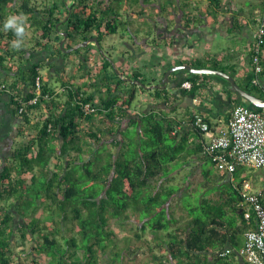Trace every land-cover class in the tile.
Wrapping results in <instances>:
<instances>
[{
    "label": "trees",
    "instance_id": "trees-1",
    "mask_svg": "<svg viewBox=\"0 0 264 264\" xmlns=\"http://www.w3.org/2000/svg\"><path fill=\"white\" fill-rule=\"evenodd\" d=\"M212 2L224 8L222 0ZM263 4L264 0L258 7ZM129 6L139 12L131 0H0V141L1 129L17 122L16 133L28 136L0 155V264H138L125 261L126 252L117 262L121 246L111 227L112 222L124 224L133 216L142 231L149 226L150 240H159L164 232L166 251L179 259L177 264H195L194 253L217 240L225 213L222 203L202 198L198 208L191 206L190 217L180 220L170 211L169 199L176 189L158 183L172 161L204 156L214 164L203 152L204 136L193 121L202 114H193L190 122L193 144L188 131L177 130L175 117L155 112L131 115L137 91L147 88L135 80L151 81L137 69L126 73V65L113 57L114 43L103 51L107 56L101 52L107 36L124 39L128 20H123V12ZM240 11L233 12L235 27ZM250 12L254 25L256 14ZM208 14L213 22L219 20L215 10ZM12 16L25 28L23 37L30 30L29 41L4 28ZM192 20L188 17L187 25ZM61 30L67 32L63 47ZM92 36L99 43L93 41L100 47L98 58L89 53L90 45L63 50ZM17 40L20 46L14 47ZM119 50L126 59L128 51ZM70 55L74 60L68 66ZM60 56L64 70L45 78L43 67L55 69ZM240 85L264 97L263 86L250 80ZM151 89L154 97L168 98L162 87ZM5 95L10 102L3 111ZM244 166L237 164L233 171L242 173L232 192L240 203V184L249 178ZM136 248L128 252L135 253Z\"/></svg>",
    "mask_w": 264,
    "mask_h": 264
},
{
    "label": "crops",
    "instance_id": "crops-1",
    "mask_svg": "<svg viewBox=\"0 0 264 264\" xmlns=\"http://www.w3.org/2000/svg\"><path fill=\"white\" fill-rule=\"evenodd\" d=\"M165 1L166 0H156L153 3L154 31L152 33L146 31V29L143 28L146 27V25L142 23V21H144L143 18H145V15H147L149 11L147 6L142 5L139 8L134 6V9L139 11L138 13L133 12V7L130 6L127 8V13L123 12V20H128L126 28L130 27V29H132L131 26H135L137 32L145 35V37L139 41L143 43L144 48L141 53H136V55L132 57L135 64L131 62V59L125 60L120 54H117L116 58L119 59V62H121L120 59L123 60L124 65H126L124 66L126 73H130L133 69H137L141 75L151 81L150 84H145L147 87L146 90L137 91L139 105L133 106L132 104L131 115L136 116L155 112L160 116L175 117L178 121L176 125L177 130L182 133L188 131L186 135L189 136V141L193 144L195 136L192 131V124L190 123L193 114L201 113L206 116L213 125L224 126L227 123L233 106L238 103H244V100L241 98L239 100L237 94L229 90L228 84L218 79V77H214L209 73L191 72L187 69H178L170 74V82L163 88L165 92L162 93V95L168 96L167 99L163 98L164 96L159 98L154 97L152 95L153 89L149 86L159 83L164 72L169 67L182 63H189L196 67H213L211 65L215 63L222 67H217L218 69H222L233 75L239 84L248 82L252 76L251 53H249L252 33L247 34L245 26L250 27V19H248V21L245 18L243 10H241L237 15L239 25L238 27L234 26L233 12L237 9L232 0H222V3H224L223 9H219L217 5L212 4V0ZM227 1L231 3L228 4ZM212 10H215L218 14L219 20L217 22H213L208 14V11ZM59 13L63 16L64 10L61 9ZM190 16L193 17L194 20L187 25V18ZM197 17H200V19L198 20ZM132 31L134 32L133 29ZM231 31L248 35V45L244 50L236 49L234 46H228L226 49L208 51L210 48L204 46L203 48L200 44H196L198 39H205L209 42L206 46L212 45L213 43L210 42V40L216 35V32L229 36ZM30 36V30H26V36L21 40L27 42L31 39ZM149 37H152V40H149ZM119 40L122 41V38L119 37ZM80 44L76 43L73 46H78ZM148 45H152L151 49L153 53H147L151 51ZM29 53H31L30 50L27 51V57L30 55ZM151 58H154L153 62H151ZM70 60L72 61L74 58H70ZM49 62L54 63L52 60H49ZM150 63L152 64L151 67ZM53 67L55 69L49 72L51 77L64 70L65 66L63 68V59L61 56L55 59ZM185 80H189L192 83L191 88L182 86V82ZM148 88H150V90ZM9 102V97L5 95L1 103V109H4L3 111L6 109L5 104ZM125 128L122 123L121 129ZM192 159L194 160L193 162L196 163V166L193 168H197V166L200 167L202 162L208 160L204 156L202 159H199L197 156H194ZM158 183L169 185L170 180L167 179L166 182L161 178ZM236 184L231 183L232 192ZM253 185L254 188L262 187L264 185V177L260 176L257 181L254 180ZM176 195L177 193H174L169 199L170 211L180 220L181 218H188V214L186 215L181 212L177 214L179 208L183 211L184 209L180 203H177ZM209 199L217 203H222V210H224L225 213L223 218L220 219L222 221V226L218 228L220 233L216 234L215 239L217 240L205 246L203 251L197 252L196 254L194 253L193 258L196 259L195 264H251L244 256L237 252L244 243L245 231L254 227V218L246 219L242 213L246 209V205L240 203L238 194L226 191H215L209 196ZM172 200H174V202ZM172 227L174 228V225ZM140 229H142L141 226ZM146 233L151 235L148 227L140 232V234ZM161 233L163 234L164 232ZM158 239L159 240L155 239L152 241L150 238L147 239V237L141 235L139 238L141 244H139V246L142 247L136 248L141 260L138 264L179 263L177 257L172 258L170 252L166 251L168 243L163 242L160 238ZM159 241L161 243H158ZM227 248H230L232 251L220 255V253ZM152 255L155 260L152 259Z\"/></svg>",
    "mask_w": 264,
    "mask_h": 264
},
{
    "label": "rangeland",
    "instance_id": "rangeland-1",
    "mask_svg": "<svg viewBox=\"0 0 264 264\" xmlns=\"http://www.w3.org/2000/svg\"><path fill=\"white\" fill-rule=\"evenodd\" d=\"M155 1L156 0H144V1L131 0V4L134 6H137L138 8L141 7L142 5H145L149 8L148 9L149 11L147 12V15H145V18H143L144 21H142V23L146 25L145 27L146 29L151 30L150 31L151 33L154 31V24H153L154 19H153L152 6ZM166 1L172 2L173 0H166ZM232 1H233L235 8L238 11L243 10L245 18L248 20L251 18V15H252L250 11L256 9L258 7V4H261L263 0H232ZM245 31L247 34L251 33L252 31L251 27L245 26ZM124 34H125V37L124 39H122V42L119 40L118 35H110L106 39H104L101 44V46L103 47L101 49L102 50L101 52L102 53L103 51L108 52L107 49H110L109 48L110 43L112 44L114 43V46L116 49L112 51L113 52L112 54L115 60L118 61V58H116V54H120L118 51H120L119 48L121 47L123 50L128 51L126 52L128 54H125V57H126L125 60L131 59V62L135 64L132 57L135 56L136 53H141L143 51L144 45L142 42H139V41L142 38H144L145 35L140 32H136V33L133 32L132 29H130V27L129 28L127 27L124 30ZM247 34L245 33L240 34V33H235L231 31L229 36H227V35L221 34L220 32H216V35L210 40V42L213 43L212 45L206 46L207 44H209V42L205 39H198L196 41V44L197 45L200 44L201 47L204 46L206 48H210L208 49V51L210 50L217 51L223 48L226 49L228 48V46L229 47L234 46L236 49L244 50L245 47L248 45V35ZM151 38L152 37H149L148 39L152 40ZM85 41H82L81 44H83ZM93 43H94L93 41H89L86 45H90L89 53H91V55H93L94 58H97L98 51L96 50V48L98 49L99 47L96 45V47L94 48ZM86 45H83V46H86ZM148 47L151 49L152 45H148ZM64 49H66V51H69L68 49H70V47L64 48ZM147 53H153L152 49L150 52H147ZM103 54L105 56L108 55V53L105 54V52ZM69 58L73 59V56L70 55ZM151 59H152L151 62H153L154 58H151ZM120 60L121 62H123L122 59ZM72 61L69 59L68 65L73 64ZM151 65L152 64L150 63V67ZM42 71L45 75V78L46 76L50 77V73L47 67H43ZM212 75L214 77H217V75H214V74ZM48 81L51 83L54 82L52 78L50 79L48 78ZM135 100L136 101L133 103V106L139 105L138 96L135 97ZM19 124H20L19 122L13 123L11 126H9V128L7 127L8 129L6 127L5 128L3 127L1 129L3 135L0 141V155L5 154V153H10L12 147L17 146L21 140L27 139L28 137L27 135L20 136L16 133V126H18ZM123 126L124 128L127 126L126 121H123ZM130 132H131L130 135L134 134L132 130H130ZM193 161H194L193 159L191 160L189 159L188 162L187 161L184 162L181 160L172 161L167 164L168 165L167 174H164L162 176V179H164L166 182H167V179L170 180V183L167 186L173 187L174 189H176V193H177L176 198L178 201L177 203H180L182 208L185 210L183 211L182 209L180 210L179 208V210H177L179 211L177 212V214L181 212L186 215L187 214L189 215L191 213V210H190L191 206H196V208H198L199 202L202 200V198H205V200L209 199V196H211L212 193L215 191H224V192L226 191V192L232 193L231 183L236 184L241 180V174H242L241 172L229 173L223 168H218L217 166L212 164L209 160L202 162L200 167L197 166V168H193L196 166V163H194ZM244 169L247 171L246 174L249 176V181L252 183L253 187H254L253 185L254 180L257 181V179L260 176L264 177V167L254 168V167H250L246 165L244 166ZM172 201L174 202V200ZM140 225H141V222L134 216L131 217L130 221L124 224L115 222V221L111 223V227L114 229L116 237H117L116 243H118V245L121 246V253L119 256H121L124 251H127L126 256H125L126 259L125 258L124 259L125 261L130 260L131 263L141 261L140 257L138 256V251H136L135 253H130L128 252V250H124V249H129L132 247L133 248L142 247V246H139V244H141V241L137 239V234H140V232L142 231L140 229ZM147 227L149 228V226ZM140 235H144L145 237H147V239L151 238L148 233L140 234ZM163 238H164V235L160 233V239H163ZM158 243H161V242L159 241ZM110 249L113 250L112 248ZM151 257L152 259H154L153 255ZM122 258H123V255L120 258H118L117 262H121Z\"/></svg>",
    "mask_w": 264,
    "mask_h": 264
},
{
    "label": "built area",
    "instance_id": "built-area-1",
    "mask_svg": "<svg viewBox=\"0 0 264 264\" xmlns=\"http://www.w3.org/2000/svg\"><path fill=\"white\" fill-rule=\"evenodd\" d=\"M231 9V8H230ZM233 9V8H232ZM264 4L259 8L254 30L251 34L250 54L253 85L264 87ZM37 90L39 78H37ZM185 88H191L189 80L182 82ZM194 125L203 133V152L218 168L233 173L237 164L254 168L264 167V107H250L238 103L230 111L224 126L209 123L200 114L194 116ZM242 204L246 205L244 217L254 215L255 225L245 231L243 245L237 250L251 264H264V185L254 188L249 179L240 184ZM225 249L220 255L230 253Z\"/></svg>",
    "mask_w": 264,
    "mask_h": 264
},
{
    "label": "water",
    "instance_id": "water-1",
    "mask_svg": "<svg viewBox=\"0 0 264 264\" xmlns=\"http://www.w3.org/2000/svg\"><path fill=\"white\" fill-rule=\"evenodd\" d=\"M259 14V11L256 13V16ZM61 34L64 36L63 39L60 40V45L61 47H63V43L65 40V37L67 36V32L66 31H61ZM95 41L96 44L99 46L98 40L96 36H92L89 39H87V41H85L83 44L80 45H86L89 41ZM75 47L77 46H72L70 47V49H68L69 51L73 50ZM100 48V47H99ZM64 49V48H63ZM64 51H66V49H64ZM115 67V66H114ZM116 70L118 71L117 67H115ZM178 69H187L191 72H198V73H209V74H214L217 76H220L221 78L225 79L230 88L237 94L238 97H240L242 100H244L245 104L250 103L253 107L256 108H263L264 107V97L253 93L245 88H243L235 79V77L233 75H231L230 73L222 70V69H218V68H214V67H196V66H192L189 63H182V64H176L173 65L171 67H169L163 74L162 78L160 79L159 83L157 84H153L150 85V88H164L166 87L169 82H170V74ZM122 73H120L121 75ZM124 79H131L130 77H124ZM136 82H138L140 85H143L146 87L145 84L141 83L139 80H135Z\"/></svg>",
    "mask_w": 264,
    "mask_h": 264
},
{
    "label": "clouds",
    "instance_id": "clouds-1",
    "mask_svg": "<svg viewBox=\"0 0 264 264\" xmlns=\"http://www.w3.org/2000/svg\"><path fill=\"white\" fill-rule=\"evenodd\" d=\"M4 28L13 29L17 37H23L25 34V28L22 26V23H18V18L15 16L9 17L4 25ZM20 41L17 40L14 42V47L20 46Z\"/></svg>",
    "mask_w": 264,
    "mask_h": 264
},
{
    "label": "flooded vegetation",
    "instance_id": "flooded-vegetation-1",
    "mask_svg": "<svg viewBox=\"0 0 264 264\" xmlns=\"http://www.w3.org/2000/svg\"><path fill=\"white\" fill-rule=\"evenodd\" d=\"M259 8L260 7H257L256 9H254V12H255V14L259 11ZM250 23V22H249ZM250 27H251V33L253 32V30H254V25H252L251 23H250Z\"/></svg>",
    "mask_w": 264,
    "mask_h": 264
}]
</instances>
